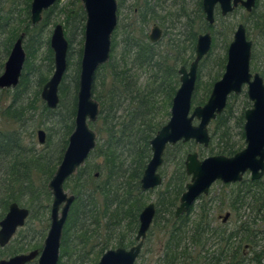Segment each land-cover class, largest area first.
Segmentation results:
<instances>
[{
  "label": "trees",
  "instance_id": "1",
  "mask_svg": "<svg viewBox=\"0 0 264 264\" xmlns=\"http://www.w3.org/2000/svg\"><path fill=\"white\" fill-rule=\"evenodd\" d=\"M31 1L0 0V51H2L0 72L3 71L2 68L16 40L21 34L24 35L23 40L25 39L24 44L22 41L25 62L19 82L13 89L0 90L1 94L13 92L11 101L1 116L7 118L8 122L16 127L0 136V165L1 162L6 163V167L0 169V219L10 204L23 203V207L26 205L30 209L28 223L25 225L30 227L26 237L28 241L38 230L36 226L33 228V224L40 225L42 219L48 224L52 197L47 185L61 162L68 138L74 129L80 65L78 60L74 64L75 76L72 82L74 92L68 100L69 106L65 107V112H62L63 109L59 110L64 108L68 92L64 83V74L58 87L59 102L56 108L49 109L43 103L40 112L33 115L34 119L40 118L39 124L49 125L47 130L51 126L57 128L54 133L60 136L61 144L52 146L45 153H37L32 148L23 146L25 133L33 135V130L26 132L27 120L31 118L26 117L24 107L29 106L32 111L36 110L34 103L54 70L53 53L49 47V40L44 41L43 33L49 25L53 24V27L57 25L51 22L54 15H50L53 12L55 16L63 15V25H61L69 43L68 68L71 65L72 35L76 30L84 35L82 22L85 20L83 8L80 5L75 6V1H72L57 13V5L46 10L39 24L32 26L29 12ZM137 10L138 13L135 15L137 29L132 28V23L126 25L121 34V51L117 55L114 53L115 41L109 61L95 74L92 97L100 108L97 117L99 143L97 142L98 145H95L89 156L94 154L101 163L89 168L80 167L65 183L74 196V202L63 228L61 255L57 264H60V259L67 255L69 245L79 264L89 261L90 264H96L108 248L126 249L135 244L138 216L148 202L140 189V179L151 158L150 141L166 123L164 119L169 116L171 100L178 87V65L185 63L188 55L184 58L182 54L188 50L187 45L192 51V45L194 46L197 37L193 29L187 39L176 40L175 46L170 47L168 51L157 53L148 44L143 43L142 3ZM195 18L197 19L194 21L195 25L203 23L200 0L197 2ZM219 20H222L221 16ZM215 22L218 23V18ZM222 25L223 35L228 34L229 28L226 24ZM213 26L210 29L205 27L212 36L216 34V28ZM247 32L249 33L248 28ZM212 39L214 42L213 37ZM41 50H44V60L48 62L46 75L40 72L37 65L35 66L37 54ZM81 53L82 48L79 49V60ZM191 55L192 52L189 58H192ZM225 60L226 56L219 65L221 69ZM31 72L39 75L37 83L39 90L35 93L34 99L27 97V104L21 102L17 105L16 102L27 95V76ZM139 72L148 74L147 82L142 87L138 83ZM261 76L264 80L263 69ZM212 82L213 80L207 84V89ZM234 97L228 98L224 112L216 117L215 130L211 135L216 141V148L209 147L211 153L216 150V154L225 157L233 156L242 148L233 140L229 132L228 122L234 117L230 109V101ZM205 101V96L201 98L194 96L192 102L194 105H202ZM244 111L243 108L236 118L242 140ZM44 133V144H49L50 134L46 135L45 131ZM182 145L179 142L166 150V155L171 149L176 151L172 154L173 158L168 159L166 156L163 169H160L162 184L157 188L155 201L152 202L155 216L147 234L150 232L151 236L156 232L162 235V242L159 245L158 255L149 264H261L264 261V248H261L255 240L261 234L264 238V231L260 229L264 228V176L258 181L244 177L239 183L224 185L225 188H233L224 193L225 196L220 199V204L227 206L237 219L231 228L226 227L230 218L226 223L220 221L221 224L213 225V219L210 217L213 199H210V194L198 199L200 201L198 207L193 206L188 213L175 218V209L190 180L184 168V161L180 159ZM167 161H170L172 168L170 173L165 171L168 166L165 165ZM242 212L247 214L243 216ZM242 217L245 218L242 220ZM149 238L147 235L143 246ZM96 244L99 248H96ZM245 246L251 248L249 255L245 254ZM14 252L18 254L17 251Z\"/></svg>",
  "mask_w": 264,
  "mask_h": 264
},
{
  "label": "water",
  "instance_id": "2",
  "mask_svg": "<svg viewBox=\"0 0 264 264\" xmlns=\"http://www.w3.org/2000/svg\"><path fill=\"white\" fill-rule=\"evenodd\" d=\"M55 1H31L29 12L32 26L41 21L43 12L51 8ZM201 2L209 25L214 24V8L217 5L222 16L230 14L238 5L250 13L255 5V0H201ZM81 3L85 24L74 129L68 138L61 162L48 183L52 195L49 230L39 255L37 251H32L16 255L9 260H1L0 264H26L37 256V264L58 263L63 226L74 202V196L64 191V184L85 163L96 145V134L88 126V122H95L99 114L98 103L92 97V88L96 71L110 58L111 36L117 26V0H81ZM159 36L160 30L154 28L149 39L153 43ZM23 37L21 34L16 40L4 64L3 73L0 75V90L13 89L19 82L25 62ZM211 44L212 37L209 32L199 34L194 62L188 72L184 68L179 70L180 86L171 102L170 118L150 141L152 155L140 179V188L146 192L161 185L162 179L157 171L163 163L167 145L173 146L178 142L193 140L196 144L207 147L210 139L207 130L209 123L225 109L228 96L239 94L244 85L247 86V97L252 102V107L244 112L243 130L246 146L232 157L210 156L198 160L195 153L186 156L185 171L190 177V182L179 199L175 218L188 213L199 197L208 195L210 187L217 181L222 184H235L241 182L247 173L253 181L260 180L264 175V83L259 74L250 73L252 42L247 40L242 24L235 29L227 47V61L221 79L214 83L207 102L191 111L197 64L208 54ZM68 45L63 26L55 25L49 38L54 70L40 94L41 100L49 109H55L59 102L58 87L67 70ZM194 120L198 122L197 125L193 124ZM44 142L45 133L38 130L37 143L43 145ZM154 216V204L149 203L139 214V227L135 237L137 244L129 249L107 250L97 264H135ZM27 217L26 208H20L16 203L10 204L7 214L0 221L1 248L5 247L17 230L24 226ZM217 218L226 223L230 213L218 215Z\"/></svg>",
  "mask_w": 264,
  "mask_h": 264
},
{
  "label": "rangeland",
  "instance_id": "3",
  "mask_svg": "<svg viewBox=\"0 0 264 264\" xmlns=\"http://www.w3.org/2000/svg\"><path fill=\"white\" fill-rule=\"evenodd\" d=\"M72 1H75V6L80 5L82 7L81 0H56L54 5H53V6L57 5L56 6L57 7L56 13L60 9L67 7ZM173 1H175V0H150L149 3L152 6L156 5V3H159L160 4L159 7L154 6L157 13H161L164 11L161 14V17L162 16H168V18H170V15H172V13L173 14L176 13L177 7H180V5H175V7H173L172 6ZM180 2H182V1H180ZM118 3H119V6H118V26L120 27V29H115L116 30V36H115L116 48H115L114 53L116 55L119 54V52L121 51V48H122V45L120 44L121 43V37H122L121 34H122V31L124 30L122 28L125 25H127L128 23H132V28H134V29H137V27H138L136 24L135 15L138 13L137 7L141 5L142 0H118ZM196 4H197V0H188L187 2H185V7L187 6V9H189V10H190V8H193L196 11L197 10ZM71 7L72 6L70 5L69 8H71ZM52 15H54V16L52 17L53 19L51 20V22H55L56 24H62L63 25V23H62L63 18H64L63 15L57 14L55 16V12H53L50 16H52ZM189 16H190V13H189ZM42 17H44V14H42ZM195 17L196 16H194V15L190 16V19L192 18V19H194V21H197V19ZM182 22L185 23V20H182L181 23ZM82 23L84 25L85 20ZM38 24H36V25H38ZM179 24L180 23H178V25ZM222 24H226L227 27L229 28L228 34H226V35H223V31H222L223 25ZM239 24L244 25V27L246 29V37L249 41L252 42L250 72L252 74L257 73L261 76V71H262V69L264 70V0H257L256 7L250 13H246L243 8L239 7L237 10H235L233 13H231L226 19L224 18L223 20H219V18H218V23L215 25V28H216L215 33L216 34L214 36H212L214 38V42L211 44V49H210L211 54L204 61L205 65L201 71V77L203 79L201 81L202 87H204V85L207 83V80L209 78L208 77L209 74H210V76H214L217 73L220 74L221 68L219 65L221 63V60H223V58L226 56V50H227L228 44L231 42L232 37H233V33H234L237 25H239ZM200 26H201V24H199V23L195 25L194 32L197 35L204 32L202 30L199 31ZM247 28L249 29V33L247 32ZM52 29H53V24L49 25V27L44 30V33H43L44 41L49 40ZM182 31H183V29H170L168 37L174 38L177 35L179 38H183V36L181 35ZM148 32H149V30L147 31V33ZM83 36H84L83 33H80V31H78V30H76L74 32V35H72V45H71V49H70L71 65L67 68V70L65 72V78H64V83L66 84V87L68 88V92L66 95V99L64 101V108L59 109L60 111L63 109L62 112H65V107L69 106L68 100L71 98L72 93L74 92L73 91L74 84L72 83L74 80V76H75L74 64L77 62V60L80 62L78 56H79V49L82 48V46H83ZM79 42H81V44H79ZM24 43H25V39L23 40V44ZM44 48H46L45 44H44ZM187 54H188V50H186V53L182 54V56H184V58H186ZM1 55H2V51H0V63L2 61ZM114 59H116V56H114ZM36 65L39 67L40 72L44 73L43 75H46L49 67H48V62L46 60H44V50L39 51V53L37 54L35 66ZM224 65H225V63H224ZM187 66L188 65H186V67ZM2 70H3V68H2ZM22 70H23V68H22ZM51 74L49 75V77L51 76ZM147 77H148V74L144 75L141 72L138 73V83H139L140 87H142L146 84ZM29 79H30V83H29ZM38 81H39V75L38 74H33V72L28 74V76H27V90H28L27 95L25 94L23 96L22 100L17 101L16 102L17 105L21 104V102H24V104H27L28 103L27 97L29 99H31V98L34 99L35 93H37V91L39 90V88L37 86ZM28 83H29V85H28ZM246 90H247V87L245 85L242 89V92L239 95H236V97H234L233 99H231V101H230V107L231 108L230 109H231L234 117L228 122L229 127L232 128V133L234 135L233 140L238 145H241V146H244V140H242L239 136L240 130H239V126L236 123V118L239 117V114L242 112L243 108H244V110H246V109H249L251 107V103L249 102V100L247 99V96H246ZM12 94H13L12 91H10L9 94H1V92H0V136L2 133L6 132L8 130H10L12 128H16L15 125L8 122L9 120L7 118L1 116L2 112L4 113V109L9 105V103L11 101V95ZM201 96H202L201 92H198V98H201ZM32 102H33V100H32ZM43 103L44 102L41 100L40 94H39L38 100L34 103L36 110L32 111L31 108H29V106L24 107V112L26 114V117L31 118V120H27L28 127L26 129H28V131L26 130V132L33 130V135L31 136V134L27 135V133H25L26 135L23 136V139H24L23 146H27V148H32L37 153H45V152L49 151V149L52 146L54 147V145L61 144L60 136H58L54 133V131H56L57 128L51 126V128H49V130H47L46 128H48L49 125L46 126L45 123H40L41 126L39 127L40 124L38 122L40 121V118L37 117L34 119V117H33V115H37V113L40 112L41 104H43ZM99 110H100V108H99ZM167 120H168V118L164 119V123ZM88 126L96 134V145H98V143H99L98 142V134H97L98 120H96L93 123L88 122ZM215 126L216 125L213 122L209 124L208 130H209L210 134H212L213 129L215 130ZM38 129L44 130L46 132V135L50 134L51 141L49 144L46 143L44 145H39L37 143V131H38ZM215 142L216 141L212 142V144L210 146L213 149L216 148ZM47 146H49V147L47 148ZM182 146L183 147H181V149H180L181 150L180 151L181 152L180 159H183V161H184L187 153L196 152L200 158H206V157L210 156L211 154H216V150L213 153H211L209 151V149H203L201 146H196L193 144H189V145L186 144V145H182ZM175 151H176L175 149H171L169 152H167V155L166 154L164 155L165 156L164 160H166V156L168 157V159L173 158L172 154H174ZM179 153H177V155ZM169 162L170 161H167L165 163V165H168L165 168V171H167V173H170L172 170ZM100 163H101V160L94 157V154H93V156L91 155L88 157V159L85 161L84 165L81 167L89 168V167L94 166V165H99ZM5 164L6 163L1 162V165H0L1 168L0 169H3V167L5 168L6 167ZM162 169H163V167L161 168V170ZM159 174L161 175L160 170H159ZM244 177L249 178V175H245ZM33 178H35V175ZM163 182H164V180H163ZM230 185H233V184H230ZM232 189H233L232 187L225 188L223 184L216 183L211 187V189L209 191V193H210L209 197H210V199H213L212 207H210V217L213 219V225H215V226L221 224L220 221L217 219V216L218 215H224L226 212H230V214H231L230 220L226 224L227 225L226 227H229V228L233 227L235 222L237 221V219L234 217L233 213L227 208V206L220 204V199L223 196H225L224 193L229 192ZM64 190L66 191L67 194H71L70 190L67 189L65 184H64ZM156 190L149 191V192H143V194L145 195V198L148 201V202H146V204L152 203L155 201V196L157 194ZM199 203H200V201L197 200L194 207H198ZM18 205L20 207H23V203L18 204ZM24 206L26 207V205H24ZM241 214H243V216H244L247 214V212H244V213L242 212ZM244 218L245 217H242V220ZM35 226L38 228V230H37V232H35V236L32 239H30L29 241L27 239L26 240H24V239L28 236L27 233L29 232L30 227L28 228V226H27V227L23 228L21 231H18L14 235V237L12 238L11 242L6 247L0 248V259L1 258L5 259V258L9 257L11 253H15L14 251H17L20 254L24 250H28V251H31L34 249L41 250L42 246H43L44 238H45L47 230L49 228V222H48V224H46V221H44L42 219V223L40 225L33 224V228ZM260 229L262 231H264V228H260ZM147 235L150 237L149 241H147L145 243V245L143 246L142 251H141L138 259L136 260L135 264H149V262L151 260L154 261L155 257L158 255L159 245L162 242V235H159L156 232H153L151 234V236H150V232ZM263 239L264 238H262V234H261V235H259L258 239L255 240L261 248H264V240ZM93 244H95V243H93ZM96 245H97L96 248H99L98 244H96ZM260 247H258V248H260ZM21 249H23V250H21ZM110 249H115V248H111V247L108 248V250H110ZM244 251H245L246 255H249L251 248H248L247 246H245ZM15 254H17V253H15ZM60 255H61V245H60ZM99 259H98V261H99ZM60 260H61L60 264H79L78 258L73 256V254H72V250H71L70 245H69V250L67 251V255ZM98 261H97V263H98ZM30 264H37L36 259L33 260ZM85 264H90V261L86 262ZM261 264H264V261Z\"/></svg>",
  "mask_w": 264,
  "mask_h": 264
},
{
  "label": "flooded vegetation",
  "instance_id": "4",
  "mask_svg": "<svg viewBox=\"0 0 264 264\" xmlns=\"http://www.w3.org/2000/svg\"><path fill=\"white\" fill-rule=\"evenodd\" d=\"M180 1H182V2H180ZM188 0H175V1H173L172 2V6L173 7H175V5H180V7H177V11H176V13L175 14H173L172 13V15H170V18H168V16H162L161 17V14L164 12H161V13H157V11L155 10V7L154 6H156V7H159L160 6V4L159 3H156V5H154V6H152L149 2H150V0H142V38L144 39V41H143V43L145 42L146 44H148L150 47H152L154 50H156L157 51V53H162V51H168L169 49H170V47H172V46H175V44H176V40H182V41H184L185 39H187V37H188V34H189V32L191 31V33H192V31H193V29H195V22H194V19H190V16H196V14H197V10L195 11L193 8H190V10L189 9H187V6L185 7V2H187ZM199 0H197V2H198ZM200 2H201V0H200ZM188 5V4H187ZM197 5V4H196ZM256 5H257V0H255V5H254V8L256 7ZM118 6H119V3H118V0H117V26H116V28L115 29H120V27L118 26ZM239 7H241V8H243L241 5H238L237 7H235L234 9H233V11L231 12V13H233L235 10H237ZM201 8H202V2H201ZM253 8V9H254ZM244 9V8H243ZM252 9V10H253ZM202 12H203V9H202ZM246 12V11H245ZM252 12V11H251ZM189 13H190V16H189ZM230 13V14H231ZM247 13V12H246ZM165 14V13H164ZM163 14V15H164ZM230 14H228V15H226V16H222L221 15V13H220V9H219V6L217 5V6H215V8H214V19H215V21H216V18L218 17H222V20L225 18H227ZM182 20H185V23H181V21ZM161 21V22H160ZM214 21V26L213 27H215V25L217 24V22H215ZM203 22V23H202ZM202 24L201 25H203V26H200L201 28V30L202 31H204L203 33H201V34H204V33H206V32H209V31H207L206 29H210V27L212 26V25H209L207 22H206V19H205V14H204V12H203V20H202ZM178 23H180L179 25H178ZM238 26V25H237ZM244 26V25H243ZM205 27H206V29H205ZM126 28V25L122 28V29H125ZM154 28H158L159 30H160V36H159V38H158V40L156 41V42H151L150 41V39H149V35L151 34V31L154 29ZM237 28V27H236ZM170 29H183V31L181 32V35L183 36V38H179L177 35L174 37V38H172V37H168L169 36V30ZM149 30V32L147 33V31ZM245 31H246V29H245ZM210 33V32H209ZM191 35V34H190ZM199 35V34H198ZM198 35H197V37H198ZM210 35H211V33H210ZM115 36H116V30H114L113 31V33H112V36H111V49H112V46H113V43L116 41L115 40ZM197 37H196V40H197ZM211 37H212V35H211ZM248 40V39H247ZM144 43V44H145ZM185 43V42H184ZM212 43H213V39H212ZM187 45V44H186ZM229 45V44H228ZM195 46H196V42L194 43V46L192 45V51H190V49H189V45H187V48H188V56H187V60L185 61V63H183V64H179L178 65V68H177V76H178V87H177V89L179 88V86H180V82H179V79H180V75L178 74L179 73V70L181 69V68H184L187 72L189 71V69H190V66H191V64L194 62V60H195ZM211 49V48H210ZM227 51V50H226ZM190 52H192V58H189V56H190ZM185 53V52H184ZM210 53V50H209V52H208V54ZM110 54H111V51H110ZM208 54L206 55V56H204L199 62H198V64H197V68H196V80H195V88H194V91H193V94H192V101H193V97L194 96H198V92H201V94H202V96H205L206 97V101L202 104V105H194L193 104V102H192V107H191V111H192V109H194L195 107H197V106H203L206 102H207V100H208V98H209V96H210V93H211V90H212V87H213V85H214V83L215 82H217L218 80H220L221 79V77H222V75H223V73H224V71H225V65H226V61H227V58H226V60H225V65H224V67H223V69H221V72H220V74H216V75H214V76H210V74L208 75V80H207V83L204 85V87H202L201 86V81L203 80L202 79V77H201V71H202V68L204 67V61L207 59V57H208ZM186 65H188L187 67H186ZM220 69V68H219ZM251 73V72H250ZM252 74V73H251ZM255 74V73H254ZM253 75V74H252ZM218 76V77H217ZM215 77V78H214ZM50 79V78H49ZM263 79V78H262ZM213 80V82L211 83V85L209 86V88L207 89V87H208V83L209 82H211ZM263 83H264V80H263ZM245 86V85H244ZM243 86V87H244ZM202 87V88H201ZM243 87H242V89H243ZM247 87V86H246ZM42 90V89H41ZM177 91V90H176ZM176 91H175V93H176ZM241 92H242V90H241ZM240 92V93H241ZM239 93V94H240ZM41 94V93H40ZM239 94H237V95H239ZM175 95V94H174ZM230 96H235L236 97V95H233V94H231V95H229L228 96V98L230 97ZM246 96H247V90H246ZM174 97V96H173ZM228 98H227V101H228ZM173 99V98H172ZM247 99H248V97H247ZM249 100V99H248ZM171 102H172V100H171ZM249 102L251 103V107H252V102L249 100ZM227 104H228V102H226V106H227ZM226 106H225V108H226ZM250 107V108H251ZM249 108V109H250ZM170 109H171V106H170V108H169V116H168V120L166 121V123L169 121V118H170ZM225 110V109H224ZM224 110L222 111V113L224 112ZM246 110H248V109H246ZM245 110V111H246ZM244 111V112H245ZM221 113V114H222ZM221 114H219V115H221ZM219 115H217V116H219ZM190 116V115H189ZM216 116V117H217ZM216 119V118H215ZM215 119L214 120H212L210 123H214V121H215ZM243 120H244V113H243ZM165 123V124H166ZM197 121L196 120H194L193 121V124L194 125H197ZM209 123V124H210ZM164 124V125H165ZM215 124V123H214ZM163 125V126H164ZM162 126V127H163ZM209 126V125H208ZM243 126H244V123H243ZM161 127V128H162ZM207 130H208V127H207ZM214 130V129H213ZM239 130H241L240 128H239ZM229 132H231V134H232V138H234V135H233V133H232V128L230 127L229 128ZM213 133V132H212ZM242 133H243V136H244V138H243V140H244V146H242V148L238 151V152H240L241 150H243L244 148H245V146H246V144H245V135H244V130H243V127H242ZM208 135H209V143H208V145H207V147H203L202 145H199V144H196L193 140L192 141H188V142H180V143H182L183 145H186V144H193V145H196V146H201L203 149H209L208 147H210L211 146V144H212V142H214V140L212 139V134H210L209 133V130H208ZM239 136H240V131H239ZM240 138H241V136H240ZM179 143V142H178ZM176 145V144H175ZM175 145H173V146H175ZM173 146H171V145H167V147H166V149H165V151H164V155H165V152H166V150L169 148V147H173ZM237 152V153H238ZM193 153H195L196 155H197V158H198V160H203V159H205V158H200L199 156H198V154L196 153V152H192V153H187L186 154V156L187 155H189V154H193ZM236 154V153H235ZM234 154V155H235ZM151 155H152V153H151ZM164 155H163V163H162V165L160 166V168L158 169V174H159V170L163 167V165H164ZM233 155V156H234ZM186 156H185V158H186ZM210 156H223V155H219V154H211ZM210 156H208V157H210ZM232 157V156H231ZM207 158V157H206ZM84 165V164H83ZM82 165V166H83ZM184 168H185V159H184ZM160 175V174H159ZM245 175H249V173H247V174H245ZM244 175V176H245ZM244 176H243V178H244ZM264 176V175H263ZM97 177V176H96ZM160 177H161V175H160ZM263 178V177H262ZM261 178V179H262ZM161 179H162V177H161ZM249 179H250V175H249ZM260 179V180H261ZM243 180V179H242ZM251 180V179H250ZM251 181H253V180H251ZM189 182H190V180H189ZM188 182V183H189ZM66 183V182H65ZM216 183H221V182H219V181H217V182H215L214 184H216ZM162 184V183H161ZM213 184V185H214ZM222 184V183H221ZM236 184V183H235ZM212 185V186H213ZM223 185H226V184H223ZM161 186V185H160ZM159 186V187H160ZM211 186V187H212ZM211 187H210V189H211ZM47 188H48V185H47ZM158 187H156V188H154V189H152V190H149V191H154V190H156ZM141 189V188H140ZM210 189H209V191H210ZM49 190V189H48ZM50 191V190H49ZM65 191V190H64ZM142 191V190H141ZM149 191H146V192H149ZM66 192V191H65ZM143 192V191H142ZM51 193V192H50ZM208 194H210V193H208ZM68 195H71V194H68ZM207 196V195H206ZM51 197H52V195H51ZM202 197V196H201ZM200 198V197H199ZM198 198V199H199ZM197 202V201H196ZM51 204H52V201H51ZM51 204H50V208H51ZM73 204V203H72ZM149 204V203H148ZM147 204V205H148ZM18 205V204H17ZM179 205V204H178ZM177 205V206H178ZM10 206V205H9ZM9 206H8V208H9ZM19 206V205H18ZM72 206V205H71ZM71 206H70V208H71ZM20 207V206H19ZM8 208H7V211H6V213L3 215V217L0 219V221H2L3 220V218L5 217V215L7 214V212H8ZM20 208H26L27 210H28V217H27V219L25 220V223H24V226L22 227V228H20V229H18L17 230V232L19 231V230H21V229H23V228H25L26 226V224L28 223V218H29V216H30V209L29 208H27V207H20ZM50 208H49V215H48V222H49V226H50ZM69 211H70V209H69ZM68 214H69V212H68ZM67 217H68V215H67ZM138 218H139V216H138ZM67 220V219H66ZM220 221V220H219ZM65 223H66V221H65ZM65 225V224H64ZM138 227H139V221H138ZM63 228H64V226H63ZM48 230H49V228H48ZM48 230H47V232H48ZM138 231V230H137ZM16 232V233H17ZM63 232V231H62ZM15 233V234H16ZM14 234V235H15ZM136 234H137V232H136ZM46 235H47V233H46ZM14 237V236H13ZM12 237V238H13ZM135 237H136V235H135ZM12 238H11V240H12ZM45 238H46V236H45ZM45 238H44V240H45ZM11 240H10V242H11ZM24 240H26V238L24 239ZM9 242V243H10ZM8 243V244H9ZM43 243H44V241H43ZM7 244V245H8ZM137 244V242H136V239H135V244H133V245H131L130 247H128V248H126V249H129V248H131V247H133V246H135ZM6 245V246H7ZM60 245H61V243H60ZM5 246V247H6ZM43 247V246H42ZM1 248V247H0ZM4 248V247H3ZM125 249V248H124ZM42 250V249H41ZM41 250H36V249H34V250H31V251H27L26 253H20V254H28V253H30V252H32V251H37L38 252V255L40 254V252H41ZM142 251V250H141ZM16 255H19V253L18 254H13V255H10L9 257H7V258H5V259H0V261L1 260H9L10 258H12V257H14V256H16ZM38 257V256H37ZM37 257H35L34 259H32L31 261H29L28 263H26V264H30L33 260H35L36 259V263H37Z\"/></svg>",
  "mask_w": 264,
  "mask_h": 264
}]
</instances>
